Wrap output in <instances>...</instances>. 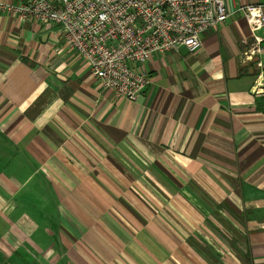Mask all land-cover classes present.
<instances>
[{"label":"crops","instance_id":"obj_1","mask_svg":"<svg viewBox=\"0 0 264 264\" xmlns=\"http://www.w3.org/2000/svg\"><path fill=\"white\" fill-rule=\"evenodd\" d=\"M253 33L235 11L198 50L154 53L133 101L58 26L0 7V264H264Z\"/></svg>","mask_w":264,"mask_h":264},{"label":"built area","instance_id":"obj_2","mask_svg":"<svg viewBox=\"0 0 264 264\" xmlns=\"http://www.w3.org/2000/svg\"><path fill=\"white\" fill-rule=\"evenodd\" d=\"M0 7L22 20L58 26L64 42L87 63L90 75L103 88L133 101L149 82L139 66L154 53L198 50L201 36L235 11L253 32L262 31L253 33V46L242 59L264 54V13L259 4L233 10L227 0H14ZM251 89L260 93L261 80Z\"/></svg>","mask_w":264,"mask_h":264},{"label":"rangeland","instance_id":"obj_3","mask_svg":"<svg viewBox=\"0 0 264 264\" xmlns=\"http://www.w3.org/2000/svg\"><path fill=\"white\" fill-rule=\"evenodd\" d=\"M246 5H248V4H246ZM240 6H242V5H240ZM237 7V6H236Z\"/></svg>","mask_w":264,"mask_h":264}]
</instances>
